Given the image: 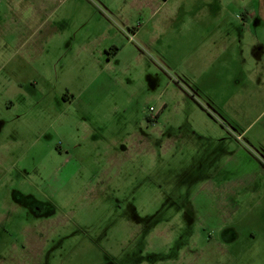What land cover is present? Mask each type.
I'll list each match as a JSON object with an SVG mask.
<instances>
[{"label":"rangeland","instance_id":"374dc122","mask_svg":"<svg viewBox=\"0 0 264 264\" xmlns=\"http://www.w3.org/2000/svg\"><path fill=\"white\" fill-rule=\"evenodd\" d=\"M0 264H264V0H0Z\"/></svg>","mask_w":264,"mask_h":264},{"label":"flooded vegetation","instance_id":"af4514ba","mask_svg":"<svg viewBox=\"0 0 264 264\" xmlns=\"http://www.w3.org/2000/svg\"><path fill=\"white\" fill-rule=\"evenodd\" d=\"M34 207H35V212H36V214L38 215H47L48 213H49V210H50V207L49 206H45V205H43V204H41V203H36L35 205H34Z\"/></svg>","mask_w":264,"mask_h":264},{"label":"trees","instance_id":"16d2710c","mask_svg":"<svg viewBox=\"0 0 264 264\" xmlns=\"http://www.w3.org/2000/svg\"><path fill=\"white\" fill-rule=\"evenodd\" d=\"M112 50H114L115 52H118V49L117 48H112Z\"/></svg>","mask_w":264,"mask_h":264},{"label":"crops","instance_id":"0c3cea01","mask_svg":"<svg viewBox=\"0 0 264 264\" xmlns=\"http://www.w3.org/2000/svg\"><path fill=\"white\" fill-rule=\"evenodd\" d=\"M262 4H261V9L260 10H262V7H263V2H261ZM254 16H256L255 14H254ZM119 51V50H118Z\"/></svg>","mask_w":264,"mask_h":264}]
</instances>
